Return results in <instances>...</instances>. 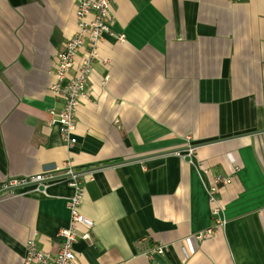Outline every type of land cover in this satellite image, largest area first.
Returning a JSON list of instances; mask_svg holds the SVG:
<instances>
[{"label":"crops","instance_id":"0c3cea01","mask_svg":"<svg viewBox=\"0 0 264 264\" xmlns=\"http://www.w3.org/2000/svg\"><path fill=\"white\" fill-rule=\"evenodd\" d=\"M74 13V0H0V184L67 162L92 172L74 264H264V0H114L67 147L50 86ZM33 189L0 198V264H23L29 240L59 250L73 190Z\"/></svg>","mask_w":264,"mask_h":264},{"label":"built area","instance_id":"2783aa9c","mask_svg":"<svg viewBox=\"0 0 264 264\" xmlns=\"http://www.w3.org/2000/svg\"><path fill=\"white\" fill-rule=\"evenodd\" d=\"M114 0H74L75 23L77 31L71 39L66 41L62 49L56 55V70L54 83L50 86L52 94L61 99V109L55 113L50 112L54 122L59 125L61 139L67 147L75 143L72 138L75 127L76 111L79 103L87 98L86 85L92 72V63L97 59V46L105 33H109V28L113 20ZM124 41V36L117 39ZM87 46L88 51L82 56L80 64L75 67V58L78 52ZM74 70V75L69 77V73ZM67 80L65 85H62ZM187 138V155L191 156L196 150V146L190 144ZM206 173V172H205ZM91 179L92 172H81L73 168L71 163H63L60 166L44 170L35 175L10 178L0 184V198L3 196H14L17 189L32 187L34 192L46 194L51 183L64 180L73 190V195L67 201L69 211V224L59 230L57 236L61 239L58 252L55 255L38 250L34 240L27 241L25 245V256L23 264H74V245L78 239H87V234L79 236L78 226L91 227V222L80 212V207L84 197L83 182L85 178ZM229 179L223 176L215 177L209 184L207 194L211 205L212 219L221 212V206L216 198L221 187L228 183ZM215 221L213 227L199 234L198 238L211 236L219 225ZM167 247L164 245L154 246L146 257L152 259L154 256L163 255ZM125 264V263H122Z\"/></svg>","mask_w":264,"mask_h":264}]
</instances>
